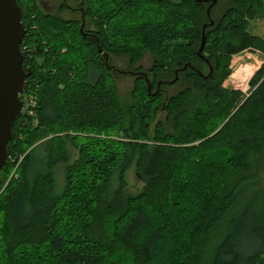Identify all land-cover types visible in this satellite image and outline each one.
I'll list each match as a JSON object with an SVG mask.
<instances>
[{"label": "trees", "instance_id": "1", "mask_svg": "<svg viewBox=\"0 0 264 264\" xmlns=\"http://www.w3.org/2000/svg\"><path fill=\"white\" fill-rule=\"evenodd\" d=\"M16 1L21 93L37 104L0 168V264H264V61L249 94L225 84L233 54L264 56L249 28L264 0H229L218 17L213 5L201 53L208 0H81L80 17L65 0ZM146 51L134 70L152 87L135 72L124 101L112 55ZM177 68L186 83L169 94ZM133 165L144 184L128 193Z\"/></svg>", "mask_w": 264, "mask_h": 264}, {"label": "water", "instance_id": "2", "mask_svg": "<svg viewBox=\"0 0 264 264\" xmlns=\"http://www.w3.org/2000/svg\"><path fill=\"white\" fill-rule=\"evenodd\" d=\"M209 1L207 6L209 20L203 26L199 53H201L205 43L206 26L215 23V19L211 15V8L217 0ZM25 30L26 27L22 21V8L17 1L0 0V168L5 164L10 152L9 140L13 135V122L24 109V100L20 93L26 86L27 77L31 74L30 68L23 66V53L20 48ZM106 60L109 64V54H106ZM109 66L125 74L143 73L146 76L149 89H151L152 83L146 72L122 70L115 64H109ZM188 66L196 69L191 62L185 63L179 69L185 70ZM210 67L211 70L212 66L210 65ZM179 69H176V77L173 80L177 79ZM160 83L161 81H159V85Z\"/></svg>", "mask_w": 264, "mask_h": 264}, {"label": "rangeland", "instance_id": "3", "mask_svg": "<svg viewBox=\"0 0 264 264\" xmlns=\"http://www.w3.org/2000/svg\"><path fill=\"white\" fill-rule=\"evenodd\" d=\"M72 5L79 4L81 0H69ZM209 1V0H208ZM207 1V2H208ZM229 0H217L213 6V17H218L220 13L227 6ZM44 4V8L47 10H57L61 0H41ZM210 2V1H209ZM208 2V4H209ZM81 11H73V10H64L63 14L66 16H81ZM84 18V16L82 17ZM84 21V19H83ZM249 28L252 32L255 33H263L264 34V15H260L255 19H252L249 25ZM264 61V56L261 52L257 50H253L251 48H245L240 52L233 54L231 59L232 72L228 76L225 81L226 85H229L234 88H239L243 91L245 95L250 92V79L256 72V70L260 67V65ZM152 55L150 51H146V53L136 62H131L130 57L126 54H115L112 55V64H115L119 69L122 70H134L137 67L141 66L142 69H147L151 65ZM178 69V68H177ZM205 71L208 68L204 69ZM117 71V70H115ZM114 72L116 85L118 93L122 100L128 101L131 98L132 88L134 86V73L125 74ZM243 78L241 77V75ZM176 77V76H175ZM179 77V75H178ZM239 78V79H238ZM174 78L170 79L172 83L164 85V89L170 94L176 92L180 88L185 85L186 81L175 82ZM159 117L163 115V113H159ZM260 162L257 164V178L259 179V187L261 189V193L264 192V153L261 155ZM258 160V161H259ZM257 161V162H258ZM127 192H135L140 189L144 184L143 177L136 170V167L133 165L127 172Z\"/></svg>", "mask_w": 264, "mask_h": 264}, {"label": "built area", "instance_id": "4", "mask_svg": "<svg viewBox=\"0 0 264 264\" xmlns=\"http://www.w3.org/2000/svg\"><path fill=\"white\" fill-rule=\"evenodd\" d=\"M21 97L24 100L23 111L26 110L27 113L32 115L34 113L35 106L37 104L36 95L32 91H27V92L23 93V95Z\"/></svg>", "mask_w": 264, "mask_h": 264}, {"label": "flooded vegetation", "instance_id": "5", "mask_svg": "<svg viewBox=\"0 0 264 264\" xmlns=\"http://www.w3.org/2000/svg\"><path fill=\"white\" fill-rule=\"evenodd\" d=\"M65 1H66V5H67V9L68 10L81 11L83 13V15H84V7H83V5H81V4L72 5L69 0H65ZM20 95H23V94L20 93Z\"/></svg>", "mask_w": 264, "mask_h": 264}, {"label": "crops", "instance_id": "6", "mask_svg": "<svg viewBox=\"0 0 264 264\" xmlns=\"http://www.w3.org/2000/svg\"><path fill=\"white\" fill-rule=\"evenodd\" d=\"M256 34H261V33H256ZM261 35H263V33Z\"/></svg>", "mask_w": 264, "mask_h": 264}]
</instances>
